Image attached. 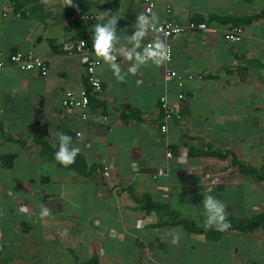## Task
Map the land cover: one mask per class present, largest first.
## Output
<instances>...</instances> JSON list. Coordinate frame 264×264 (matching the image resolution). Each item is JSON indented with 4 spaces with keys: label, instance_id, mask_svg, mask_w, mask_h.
Masks as SVG:
<instances>
[{
    "label": "crops",
    "instance_id": "obj_1",
    "mask_svg": "<svg viewBox=\"0 0 264 264\" xmlns=\"http://www.w3.org/2000/svg\"><path fill=\"white\" fill-rule=\"evenodd\" d=\"M19 2L18 9L14 1L0 0V60L16 51L33 53L48 62L49 73L0 69V264H264L262 228L210 240L173 224L170 212L150 208L165 204L202 225V201L211 194L225 203L227 218L264 215V180L238 171L231 156L191 153L230 151L247 166H264V16L240 22L244 35L236 43L225 39L234 22L211 18L247 19L264 11V0H157L159 21L202 20L208 31L174 36L169 63L141 67L124 82L102 62L97 76L104 89L92 98L88 120L79 109L65 108L63 99L67 90L87 86L84 59L73 49L92 44L98 21L68 17L109 11L120 18L117 34L126 43L144 3ZM117 63L127 73L132 62L119 55ZM167 68L185 78L183 102ZM165 93L183 114L167 133L161 131ZM60 131L80 148L78 168L43 156L35 142L46 137L58 149ZM41 205L51 210L44 220ZM173 229L178 245L171 244Z\"/></svg>",
    "mask_w": 264,
    "mask_h": 264
},
{
    "label": "clouds",
    "instance_id": "obj_2",
    "mask_svg": "<svg viewBox=\"0 0 264 264\" xmlns=\"http://www.w3.org/2000/svg\"><path fill=\"white\" fill-rule=\"evenodd\" d=\"M49 0H41V3L48 4ZM66 6L76 7L73 0H64ZM98 23L93 26L91 36V48L98 61H102L111 70L118 82H124L127 74L133 76L139 74L141 67L149 64L162 66L171 60V49L166 42V33L163 27L159 26V16L156 12L149 9L147 13H140L132 27V35H126V43L121 42V37L117 34L119 17L109 11L100 12L95 17ZM153 34L151 42L145 44L144 41L149 34ZM131 45L129 48L128 45ZM118 54L125 60L132 62L127 73H123L120 64L117 63ZM142 83V81H137ZM58 139V149L54 153L55 161L67 168L75 163L76 157L80 153V148L73 145L72 136L60 131L55 133ZM79 135V134H78ZM204 208V228L214 229L219 232L228 231L232 225L227 219L226 205L221 200L211 194L204 195L202 201ZM24 213L28 212L27 207L21 209ZM51 215V210L41 205L39 219L44 220ZM143 226L142 221H137L136 227ZM169 235L172 237L171 244L178 245L180 234L173 229Z\"/></svg>",
    "mask_w": 264,
    "mask_h": 264
},
{
    "label": "built area",
    "instance_id": "obj_3",
    "mask_svg": "<svg viewBox=\"0 0 264 264\" xmlns=\"http://www.w3.org/2000/svg\"><path fill=\"white\" fill-rule=\"evenodd\" d=\"M144 3L145 13L149 9L154 11L156 7L157 0H137ZM169 14H172V9L169 7L167 9ZM20 16L19 14H17ZM96 17L95 15L87 11H77L73 14H70L68 19L70 21L84 20L87 21L91 18ZM163 27L164 31L168 33L166 36V42L171 49V60L173 59V48L171 45V39L183 33L191 31L206 32L209 29L208 24L205 21L197 19H189L186 21H181L173 17H169L166 20L160 21V25ZM244 35V29L240 25L231 26L225 32V39L231 43H236L241 41ZM153 39V34L150 33L148 40L145 44L151 42ZM91 45H85L79 43L75 45L73 51L74 53L80 55L85 62V78L87 86L83 87L80 91L67 90L64 93L63 106L65 108L79 109L82 112V118L88 120L90 117V108L93 97L99 96L103 92V83L101 79L97 76V69L102 64V61H98L94 55V52L91 48ZM119 60V54L117 56V61ZM170 60V61H171ZM169 61V62H170ZM167 62V63H169ZM15 66L22 71H37L40 75L46 76L49 73L48 62L40 56H37L33 53H24L22 51H16L11 54L8 59L0 60V69H3L7 66ZM202 78V75H189L188 78ZM166 78L167 80H173L178 89L179 93L177 95L178 101L183 102L187 95L184 91V80L185 78L179 74L176 70L171 68L166 69ZM160 109L163 113V120L161 124V131L167 133L169 131V126L173 121H182L183 114L181 113L178 105H175L168 94L165 93L160 97ZM107 120V117L104 118ZM172 151L167 152V157H172ZM164 171L160 170L157 175H163Z\"/></svg>",
    "mask_w": 264,
    "mask_h": 264
},
{
    "label": "trees",
    "instance_id": "obj_4",
    "mask_svg": "<svg viewBox=\"0 0 264 264\" xmlns=\"http://www.w3.org/2000/svg\"><path fill=\"white\" fill-rule=\"evenodd\" d=\"M12 1L16 3V6L18 9L22 7V4L19 2V0H12ZM262 16H264V11H262L259 14L250 16L247 19H234L233 17L219 18L217 15H211V18L220 19L221 21H227V22L232 21L234 22V25H239L240 22L247 21V20L252 21L255 19H259ZM35 142L41 146V153L43 156H47L50 159L55 160L54 153L57 149H54L51 147L46 137L37 138L35 139ZM191 153L194 155H200V156H214L220 159H226L227 157L231 156V163L233 166L237 167L238 171H241L245 176L251 177L257 181L264 180V166L261 168L247 166L243 164L241 161H239L233 152L227 151L224 153L218 150L206 149V150H194V151H191ZM82 161H83L82 157L78 156L75 160V163L71 165L70 167L78 168L79 167L78 163ZM150 208H153L157 211H165L168 213L170 212L171 219L173 220L172 221L173 224L182 225L189 232L205 234L206 237L210 240L219 239L226 233L230 232L231 230L250 232V231H254L259 228H262L264 231V215H261V214L253 218H249V219H238V218H235L234 216H230L227 219L228 221L231 222L232 227L226 232H219L214 229L206 230L203 226L204 224L198 225L194 220L180 217L178 213L171 212L169 207L165 204L151 203ZM93 264H98V261L93 260Z\"/></svg>",
    "mask_w": 264,
    "mask_h": 264
}]
</instances>
